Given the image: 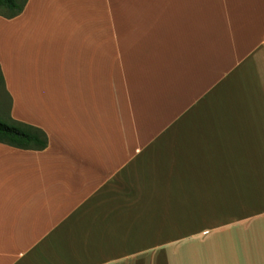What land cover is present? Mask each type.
<instances>
[{"label":"crops","instance_id":"crops-1","mask_svg":"<svg viewBox=\"0 0 264 264\" xmlns=\"http://www.w3.org/2000/svg\"><path fill=\"white\" fill-rule=\"evenodd\" d=\"M0 74L47 136L0 143V264H142L264 218V0H27Z\"/></svg>","mask_w":264,"mask_h":264},{"label":"rangeland","instance_id":"rangeland-1","mask_svg":"<svg viewBox=\"0 0 264 264\" xmlns=\"http://www.w3.org/2000/svg\"><path fill=\"white\" fill-rule=\"evenodd\" d=\"M10 14L0 7V18L7 19ZM0 120H9V99L1 80ZM137 259L142 264H264V218L254 217L223 228L190 224L175 233L170 244L159 245Z\"/></svg>","mask_w":264,"mask_h":264},{"label":"trees","instance_id":"trees-1","mask_svg":"<svg viewBox=\"0 0 264 264\" xmlns=\"http://www.w3.org/2000/svg\"><path fill=\"white\" fill-rule=\"evenodd\" d=\"M26 1L19 3V0H0V7L11 11V14L6 17L11 19L23 11ZM0 143L18 149L43 150L47 146V136L42 130L33 126L11 119L7 122L0 120Z\"/></svg>","mask_w":264,"mask_h":264}]
</instances>
